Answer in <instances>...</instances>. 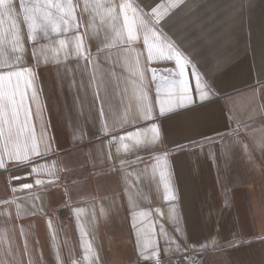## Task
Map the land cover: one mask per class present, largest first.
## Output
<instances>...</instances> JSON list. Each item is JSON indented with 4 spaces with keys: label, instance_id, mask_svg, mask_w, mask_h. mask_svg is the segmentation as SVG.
<instances>
[{
    "label": "snow or ice",
    "instance_id": "snow-or-ice-1",
    "mask_svg": "<svg viewBox=\"0 0 264 264\" xmlns=\"http://www.w3.org/2000/svg\"><path fill=\"white\" fill-rule=\"evenodd\" d=\"M187 3L188 0H171L170 8L179 13L185 9ZM244 7L251 8V0H241L237 16L242 15ZM162 8L164 6L161 4L144 6L137 0H119V2L117 0H0V170L6 172L26 170L22 175L11 177L15 183L47 171L49 175L56 177L47 181L48 184L59 183L61 171L73 170L67 165L59 169L55 160L51 164L32 166L37 160H47L49 157L62 155L59 147L53 148L56 140L55 130L48 132L52 127L51 119L50 117L45 119L43 116L46 105L40 101V93L43 89L42 84L38 85L41 66H54L56 72L62 71L61 80L67 82L69 90L75 88L79 91L83 87L86 91H91L93 101L96 99L101 101L91 120L85 117L82 125H70V122L66 121L65 129L68 132L71 150L86 148L87 153L92 155L93 169L98 160L101 163L111 160L109 171L114 172L121 182L122 200L117 207L125 211V219L129 222L130 229L134 230L137 264H140L141 259L144 264H165L161 257L168 254L169 249L152 238L157 230L165 239V245L175 243V251L181 254L183 264H201L204 252L210 246L219 247L221 237L219 231H216L200 236L199 239H193L184 219L183 210L177 209L178 196L173 182L174 168L169 161H174L177 156L187 153L188 149L177 141H171L168 151L151 155L149 163L143 164L138 171L130 162L119 158V154L144 150L143 145L163 147L166 133L163 124L158 121H170L188 113H196L221 99L228 98L229 80L240 79L244 70L240 67V50L237 48L234 55L227 59L218 58L213 69L201 71L199 65L180 50L165 31L164 22L172 17L173 11L170 8H164L162 11ZM188 11H191V8ZM121 20L118 25L117 21ZM82 27L83 31H81ZM241 27H243L242 21ZM101 29L105 39L96 44L94 54L91 50V41L94 36L100 35ZM41 39L50 40L51 43L42 44ZM116 44L125 46L122 49L125 54L135 53L133 74L138 75L143 81L150 72L151 81L140 91L136 105L126 108L123 115L113 118L109 123L112 115L111 106L109 105L107 109L104 107L106 101L100 95L103 81L96 73L103 65L112 64L110 52ZM139 44H142V48L136 47ZM142 56L145 65L143 68L140 67ZM244 57L249 59L247 79L244 82L246 86L251 83L250 101L245 110L246 120H237L239 126L231 129L233 134L231 142L239 149V158L251 164L244 137L252 135L249 122L264 121V18L254 24L249 16ZM29 58L34 59L35 63L30 65ZM81 60L83 64H80ZM152 62H169L173 67L163 69L148 67ZM225 68L227 71L224 70ZM77 72L81 76L80 82L75 78ZM85 74H87L86 82ZM110 78L115 92L120 88V76L113 70ZM152 84L155 86L154 94ZM231 87L233 92L238 91L235 85ZM222 112L227 113L224 127L228 128L229 123L234 119L232 110L222 109ZM34 117L40 121L39 135L36 134ZM261 131H264V128ZM217 135L220 139L219 157L213 151L212 158L214 161L218 158L223 159L230 165L231 161L237 158V151H229L224 143V136L219 133ZM188 140L189 144L194 143L191 139ZM209 142L215 145V140ZM89 145L91 147H87ZM5 154L9 158L11 167L5 164ZM136 163H142L140 158H137ZM145 179L153 195H159L162 190V200L167 202L166 212L161 207L150 211L142 208L138 203L137 197L144 195L141 185L144 184ZM34 183L42 185L46 182L35 179ZM32 187L33 185L29 183L20 184L22 190ZM16 190L15 187L10 189L12 193ZM0 203L11 209L14 201L6 198ZM64 206L70 208L71 214L76 218L81 247L84 249L83 259L87 261L90 259L91 243L85 240L87 233L80 224V217L85 209L70 207L68 201ZM228 206L229 201L226 197L222 201V207ZM154 216L161 217L163 223L171 221V233L166 231L163 223L157 229ZM5 223L10 221L6 220ZM46 224L55 240L52 221L49 219ZM192 231L193 233L196 231L195 225L192 226ZM222 239L223 247L234 251H242L245 246L251 248L255 244L264 248V234L256 232H250L247 236L243 232H236L231 239L228 237ZM197 248L202 250L200 256L193 258L186 255L187 252ZM145 250L150 254L145 255ZM26 252H28L27 241L21 251L19 264H24L23 255ZM12 256H15V251L10 254L8 250H4L3 255L0 256V264H13ZM55 259L57 264H63L58 252ZM97 261L102 264L99 254L91 257L90 264H97ZM27 264H35L31 255ZM40 264H45L42 257ZM71 264H77V261L73 260ZM168 264H181V260H169Z\"/></svg>",
    "mask_w": 264,
    "mask_h": 264
},
{
    "label": "crops",
    "instance_id": "crops-1",
    "mask_svg": "<svg viewBox=\"0 0 264 264\" xmlns=\"http://www.w3.org/2000/svg\"><path fill=\"white\" fill-rule=\"evenodd\" d=\"M137 2L148 7L156 4H161L164 8L171 6V0H137ZM240 4L241 0H188L182 12L177 13L170 8L173 15L164 22L165 31L175 45L199 65L201 71L213 69L218 58L227 59L234 55L238 48L243 75L240 79L229 80L228 98L221 99L196 113H188L170 121H158L163 124L166 133L163 147L143 145L144 150L119 154V158L130 162L138 171L143 164L149 163L151 155L168 151L171 141H177L188 149L187 153L177 156L174 161H169L174 168L173 182L178 196L177 209L183 210L184 219L193 239H199L200 236L216 231H219L221 237L219 247L210 246L204 252L201 264H264V248L259 244L251 248L245 246L242 251H234L223 247L222 239L223 237L231 239L236 232H243L245 236L250 232L264 234V151H262L264 131H261L264 128V121L249 122L252 135L244 137L251 164L239 158V149L231 142L233 136L231 129L239 126L237 120H246L245 110L250 101L251 83L246 86L244 82L247 79L249 62V59L244 57L248 20L251 16L255 24L264 18V0H251L252 7H244L242 15L237 16ZM164 8L161 10L163 11ZM189 8L191 11H188ZM129 16L131 18V13ZM121 22L122 20L117 21V24ZM89 31L91 32V29ZM102 39H105L103 29L100 30V35L94 36L91 41V50L94 54L96 44ZM41 43L50 44L51 41L41 39ZM123 47L125 46L120 44L113 46L110 52L112 64L103 65L96 73L103 81L100 95L106 101L104 107L107 109L109 105L111 106L112 115L109 123L113 118L123 115L126 108L135 106L140 91L151 81L150 72L143 81L138 75L133 74L135 53L125 54L122 51ZM136 47L142 48V44ZM72 59L75 63L74 58ZM140 60V67L143 68L144 57L142 56ZM34 63L35 60L29 58V64ZM80 64H83V60ZM230 66L229 64L228 67ZM148 67L172 68L173 64L152 62ZM113 70L120 76V88L115 92L110 78ZM224 70L227 71V68ZM61 76L62 71L56 72L54 66L42 65L38 85L42 84L40 101L46 105L43 116L45 119L49 117L51 119L52 127L48 132L55 130L56 140L53 148L59 147L62 155L49 157L47 160H37L32 166L51 164L55 160L59 169L67 165L73 170L61 171L59 183L55 184L47 183L56 179L47 171L15 183L11 177L22 175L26 170L19 169L15 172L0 170V202L6 198L14 201L11 209L0 203V256L3 255L4 250H8L10 254L15 251L12 261L13 264H19L21 251L27 241L28 252L23 255L24 264H27L29 255L35 264H40L41 257L45 264H57L55 259L57 252L63 264H71L73 260L77 261V264H90L91 257L96 254H99L102 264H133L136 262L134 230L130 229L129 222L125 219V211L117 207L122 200L121 182L114 172L109 171L111 160L107 163L98 160L93 169L92 155L87 153L86 148L71 150L68 132L65 129L66 121H69L70 125H82L85 117L91 120L101 101L99 99L93 101L91 91H86L83 87L79 91L75 88L69 90L67 82L62 81ZM75 78L77 82L81 81L79 72ZM84 80L86 82L87 74ZM231 85H235L238 91L233 92ZM154 89L155 86L152 84L153 94ZM259 102L257 96V103ZM222 109H231L234 116L228 128L224 127L227 113L222 112ZM33 119L36 134L39 135L40 121L35 117ZM217 133L224 136V143L229 151H237V158L231 161L230 165L223 159L218 158L214 161L212 158L213 151L219 157L220 139ZM188 139L194 143L189 144ZM210 140H215V145L210 143ZM137 158H140L141 164L136 163ZM4 160L6 166L11 167L6 154ZM35 179L44 180L46 183L36 185ZM23 183L32 184L33 187L22 190L20 184ZM13 187L17 189L15 193L10 191ZM141 190L144 195L138 196L137 199L142 208L154 211L156 207H161L163 211H167V202L162 200V190L159 195H153L147 179L141 185ZM226 197L229 206L222 207V201ZM66 201L70 207L85 209L80 217V224L87 233L85 240L91 243L90 259L87 261L83 259L84 249L81 247L76 218L71 214L70 208L64 206ZM49 219L52 221L55 240L46 224ZM153 219L158 229L163 219L159 216H154ZM6 220L10 223L6 224ZM193 225L196 226L194 233ZM163 226L171 233V221L163 223ZM152 238L161 246H167L168 254L177 253L175 243L165 245V239L159 235L158 230ZM196 250L202 251L200 248ZM149 254L145 250V255ZM97 264H100V261H97Z\"/></svg>",
    "mask_w": 264,
    "mask_h": 264
},
{
    "label": "built area",
    "instance_id": "built-area-1",
    "mask_svg": "<svg viewBox=\"0 0 264 264\" xmlns=\"http://www.w3.org/2000/svg\"><path fill=\"white\" fill-rule=\"evenodd\" d=\"M200 254H201V251H197V250L189 251V252L186 253V255H188L190 257H193V258H196V257L200 256ZM161 258L165 261V264H168L169 260H172V261L181 260V264H183L182 256H181L180 253L166 254V255L162 256ZM133 264H137V262H134ZM140 264H144V261L141 260Z\"/></svg>",
    "mask_w": 264,
    "mask_h": 264
}]
</instances>
